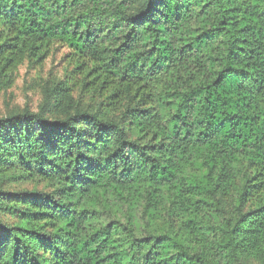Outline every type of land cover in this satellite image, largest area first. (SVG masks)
Returning <instances> with one entry per match:
<instances>
[{
  "label": "trees",
  "instance_id": "16d2710c",
  "mask_svg": "<svg viewBox=\"0 0 264 264\" xmlns=\"http://www.w3.org/2000/svg\"><path fill=\"white\" fill-rule=\"evenodd\" d=\"M0 264H264V0H0Z\"/></svg>",
  "mask_w": 264,
  "mask_h": 264
},
{
  "label": "rangeland",
  "instance_id": "374dc122",
  "mask_svg": "<svg viewBox=\"0 0 264 264\" xmlns=\"http://www.w3.org/2000/svg\"><path fill=\"white\" fill-rule=\"evenodd\" d=\"M60 55L52 56L37 70L20 68L7 81L0 80V117L22 109L35 110L39 103L40 79L59 74L64 66Z\"/></svg>",
  "mask_w": 264,
  "mask_h": 264
}]
</instances>
